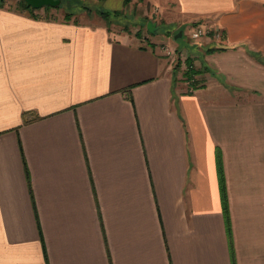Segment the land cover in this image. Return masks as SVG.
Segmentation results:
<instances>
[{
    "label": "crops",
    "instance_id": "0c3cea01",
    "mask_svg": "<svg viewBox=\"0 0 264 264\" xmlns=\"http://www.w3.org/2000/svg\"><path fill=\"white\" fill-rule=\"evenodd\" d=\"M101 3L189 47L0 6V264H264V0Z\"/></svg>",
    "mask_w": 264,
    "mask_h": 264
},
{
    "label": "rangeland",
    "instance_id": "374dc122",
    "mask_svg": "<svg viewBox=\"0 0 264 264\" xmlns=\"http://www.w3.org/2000/svg\"><path fill=\"white\" fill-rule=\"evenodd\" d=\"M21 0H4V5L9 8H19L20 7ZM61 5L58 6V8H52L49 11L45 10L44 7L38 8L36 10V14L38 16L48 19H56V20H63L65 16L66 11H73V15L68 18L70 22H78V23H89L94 22L95 20L101 19L97 13L95 12L96 2L97 0H61ZM100 2V1H99ZM102 2V1H101ZM83 6H90L92 11L86 12L87 10L83 8ZM20 9V8H19ZM122 13L121 15L111 18L109 22H106V20H103L105 24L111 29V31L114 30H126L131 32H138V36H141L142 38H146L147 36H153L157 34H165L167 33L168 38H164L165 41L159 42V45H169V41L171 42H177L180 44V48L188 46V41L186 40L185 34L188 29L183 26H175L170 30L171 27H169L165 22H163L159 17L161 16V13L158 10H154L153 14L150 15V17L146 18L139 14V8L136 6L130 5L129 3L121 9ZM48 12V13H46ZM48 14V16H47ZM163 18L170 19L171 15L165 17L163 15ZM152 22L155 26V33H151L147 28V23ZM204 22V21H203ZM202 23V22H200ZM167 29H169L167 31ZM181 32V35L178 37H175V35ZM187 38L188 34H186ZM200 36V35H197ZM216 39V38H215ZM189 40V39H188ZM192 42V41H189ZM189 47V46H188ZM187 58L182 56L174 57L175 67L179 68L180 66H183V69L185 70V60ZM184 60V61H183ZM183 61V65H180ZM184 70L182 71V74L184 73Z\"/></svg>",
    "mask_w": 264,
    "mask_h": 264
},
{
    "label": "trees",
    "instance_id": "16d2710c",
    "mask_svg": "<svg viewBox=\"0 0 264 264\" xmlns=\"http://www.w3.org/2000/svg\"><path fill=\"white\" fill-rule=\"evenodd\" d=\"M101 1L102 0H97V2L95 3L96 4L95 12L97 13V15L102 20H106V22H109L111 18H114V17L121 15V13H122L121 9H119V10L118 9L117 10L107 9L102 5ZM61 3L62 2H60V4L58 6H60ZM19 5H20L19 8L21 10H26L30 15L35 16V17H39L38 14H36V10H38V9H34V8L28 6L24 0H21ZM0 6H5L4 0H0ZM58 6H55V7L43 6V7L45 8V10L49 11L52 8H58ZM83 8L87 10L86 12L92 11L90 6H83ZM46 13H48V12H46ZM72 15H73V11H66L63 21L69 22L70 20L68 18H70ZM47 16H48V14H47ZM74 23H78V22H74ZM136 34L139 35L138 32H136ZM185 62H186V64H185L184 76L187 80H190L193 84H196L197 81H196V79H194V75L203 71V68L202 69L194 68L192 62L189 61V59H186ZM222 196L224 199V196H225L224 191L222 192Z\"/></svg>",
    "mask_w": 264,
    "mask_h": 264
},
{
    "label": "built area",
    "instance_id": "2783aa9c",
    "mask_svg": "<svg viewBox=\"0 0 264 264\" xmlns=\"http://www.w3.org/2000/svg\"><path fill=\"white\" fill-rule=\"evenodd\" d=\"M213 32L216 39H220L221 32L218 28L214 27L211 23L202 22L195 26L194 33L195 35H204ZM161 49L163 50L164 54L170 56L174 54V50L169 45H160Z\"/></svg>",
    "mask_w": 264,
    "mask_h": 264
},
{
    "label": "water",
    "instance_id": "95a60500",
    "mask_svg": "<svg viewBox=\"0 0 264 264\" xmlns=\"http://www.w3.org/2000/svg\"><path fill=\"white\" fill-rule=\"evenodd\" d=\"M25 3L34 8V9H38L41 8L43 6H51V7H55L58 6L61 2V0H24ZM147 28L151 33H155V26L152 22H148L147 23ZM181 35V32H178L175 37H178Z\"/></svg>",
    "mask_w": 264,
    "mask_h": 264
}]
</instances>
